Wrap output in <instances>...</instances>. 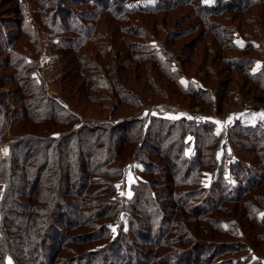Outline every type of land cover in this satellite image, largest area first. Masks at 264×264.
<instances>
[{"label":"trees","instance_id":"16d2710c","mask_svg":"<svg viewBox=\"0 0 264 264\" xmlns=\"http://www.w3.org/2000/svg\"><path fill=\"white\" fill-rule=\"evenodd\" d=\"M191 1L160 0L158 3L146 2L140 5L128 1L123 7H113L106 3L99 14L89 17L93 22L92 25L88 23L77 25L74 21L67 24L70 30L77 31L78 36L67 37L65 46L61 48L64 56L61 67L64 71L61 73L58 92L61 100L47 97L46 99H51V103L44 105L49 113L48 120H51L52 124L57 123L66 127L54 129L41 141L33 142L32 146L36 147V153H31L28 159L20 163L22 166L20 171L18 165L10 168L11 171L16 172L10 175L21 182H29L32 190L26 192L29 199L22 201L23 204L17 203L12 198L8 202L0 201V215H3L0 218L3 220L2 237H5L6 241L0 247V253L5 250L0 264H6L4 263L6 255L16 258L19 253L26 254L29 258L25 264H46L45 259H48V264H223V259L219 261L215 259L226 252L242 248L239 239L241 234L235 230L232 219L222 218L219 221L213 219L211 210L199 205H190L189 198L182 192V184L187 183L186 177L194 171V168L206 166L210 162L201 159L203 147L208 140L213 139V135H208L206 128L205 140L194 151L191 159L186 160L190 162L182 174H174L181 167L171 159L168 151L161 154L168 165L163 168L164 171L167 170V174L160 179L152 180L156 185L164 186L162 194L158 192L155 195V192H150L151 186L155 184L151 185L146 176L135 178L130 184L132 194L129 196L125 193L124 183H120V188L123 189L115 185L116 177L123 176L124 167L114 158L129 147L134 149L132 160L145 163L144 173L150 172V169H146L147 165L153 170L161 171V165L148 164L152 157L144 153L143 149L156 147V143L149 141L147 136L159 138L160 134L157 131L159 125L163 126L159 123L154 130V125L158 121L163 123L166 119L149 115L147 119L139 116H121L112 123L103 118L97 123L87 121V118L93 114L97 116L103 114L109 107L108 98L113 99L108 113L109 119L114 116L122 103L139 107L143 101L136 94L132 95V88L126 85L131 83V73H133L137 79L143 77L145 82L153 87L151 90L158 87L152 72L145 68L149 60L157 66L160 74L170 79L172 83L165 82V84L167 88L174 86L170 90L171 93L201 95L200 88H184L181 83V78H185V72L178 52L157 41L150 43V53L143 52L144 45L140 43L142 41L127 40L125 37L119 39L123 41L122 45L126 46L125 49H122V46L117 47V51L114 52L106 49L101 42L103 35L99 33L97 26L102 14L103 17L111 16L115 20L132 14L133 18H140L138 21L142 27H146L147 16H151L155 24L158 17H162L160 13L187 2L198 18L195 22L197 28L213 34L210 37L213 41L211 44L216 43L217 46L214 54L223 56V52L229 47L239 48L237 44L239 39L242 40L240 48L243 50H255L260 44L264 50V34L254 39L252 37L246 39L244 35L247 31L241 27L227 22L218 24L222 18L231 19L233 16L229 13L243 12L244 8L262 4L264 0H215L213 3L204 0L198 2L193 0L194 3ZM199 11L208 17H203ZM141 12L146 13L145 17ZM209 17L211 21L216 17L220 19L215 21L216 24L212 21L216 26L214 29H217L216 33L212 31L213 26L208 20ZM253 18L260 23V15L254 14ZM188 26L189 28L183 32L193 30L194 24ZM56 27L63 32V27L59 23ZM115 27L111 34L120 31L119 26L116 29ZM128 30L132 31L134 36H140L138 32L140 30ZM233 35L237 36L233 37ZM232 58L234 57H228L227 62L233 60ZM246 58L247 56L237 59L233 68L242 70L244 76L260 84L254 85L247 92L251 90L253 99L264 102V91H262L264 69L250 70L248 66L252 61H246ZM256 58L254 57L253 60ZM171 63L175 66L172 69H170L173 66ZM154 65L152 64V67ZM245 65L249 69H245ZM160 92H163V89L158 91ZM38 145H40L39 154ZM207 153L211 154L210 151ZM223 169L221 165L213 168L216 179L214 178L210 184L213 185L209 189L212 190V194L217 187H219L217 191L227 193L223 185L215 186L223 174ZM3 171L0 165V177L3 176ZM103 175L109 176L110 179H103ZM239 188L245 189L241 184ZM110 190L114 192L113 197L109 196ZM237 198L231 197L237 205L244 206V201L242 202L244 198L239 200ZM219 200L226 201L227 198L222 194ZM213 205L218 204L214 202ZM15 206L26 209L27 213L22 221H17L15 216L13 218L9 215L14 213ZM220 206L218 205L217 208L222 210ZM166 210L168 213L165 212ZM244 214L246 215V212ZM49 216L56 221L55 224L49 222L47 219ZM37 218H44V221L42 219L43 222L39 223ZM255 220L252 221L256 222ZM6 224L16 232L19 230L20 235L5 231ZM81 227H86L87 230L81 232ZM212 230L231 234L237 237L236 242H219L216 249L208 250L203 257L196 256L189 259V250L194 247L196 237L211 238L209 236H212ZM16 241L19 242V246ZM20 248L22 251L19 252Z\"/></svg>","mask_w":264,"mask_h":264},{"label":"rangeland","instance_id":"374dc122","mask_svg":"<svg viewBox=\"0 0 264 264\" xmlns=\"http://www.w3.org/2000/svg\"><path fill=\"white\" fill-rule=\"evenodd\" d=\"M128 1L134 5L160 2V0H132L131 2L130 0H0V165L4 170L3 176L0 177V201L8 202L12 198L17 203L23 204L22 201L29 199L26 192L32 190L30 183L21 182L11 176L10 173L16 174V172L11 171L10 168L18 165V171H20L22 167L20 163L28 159L31 153H36V147L32 146L33 142L41 141L54 129L66 127L57 123L52 124L47 118L49 113L44 105L51 103V99H46L47 97L61 100L58 93L61 73L64 71L61 68L64 57L61 48L65 46L67 37L78 36L77 31L70 30L67 24L74 21L77 25L87 23L92 25L93 22L89 17L99 14L106 3L113 7H123ZM204 1L213 3L215 0ZM190 6V3L183 2L171 10L160 13L162 17H158L155 24L154 19L147 16L146 27H142L138 21L140 18H133L132 14L124 15L116 20L111 16L103 17L102 14L97 26L99 33L103 35L101 42L112 52L117 51L119 46L125 49L126 46L122 45L123 41L119 40L121 37L142 41L140 43L144 45V53H150L149 47L153 41L161 43L172 51L175 50L179 54V59L183 61L185 78H181V83L184 88H200L201 95L171 93L170 90L174 86L167 88L165 84L170 82V79L160 74L157 66L149 60L148 67L145 68L152 72L158 87L151 90L153 87L145 82L143 77L137 79L133 73H131V83L126 85L132 88V95L136 94L143 101L142 107L141 105L131 107L122 103L114 116L109 119L108 113L113 99L108 98L109 107L103 114L98 116L93 114L87 118V121L97 123L101 120L100 118H103L112 123L121 116H139L147 119L149 115L166 119L162 123L157 118L158 122L154 125V130L159 123L163 126L159 125L157 131L160 134L159 138L147 136L149 141L156 143V147L143 149L144 153L152 157L150 160L153 162L149 160L148 164L161 165V171L153 170L147 165L146 169H150V172L144 173L145 163L132 160L134 149L129 147L114 158L124 167L123 176L116 177L115 185L120 188V183H124L125 193L129 196L132 194L130 184L136 177L147 176L150 184L153 185L155 183L152 179H160L167 174L164 167L168 165L161 156L164 151H168L171 159L178 167H181L174 174L185 172L190 162L186 160L191 159L197 147L201 146L205 140V131L208 130V135H213V139L208 140L203 147L201 159L204 158L210 162L206 166L195 167L188 177L185 174L187 183L183 182L182 192L189 198L190 205H199L211 210L213 219L218 221L222 218L232 219L235 230L241 234L240 245L242 244L244 248L226 252L215 260L223 259V264H264V102L253 99L251 90L247 92L254 85L260 84L253 82L245 75L250 81L247 80L242 70L233 68L237 59L247 56L246 61H252L248 66L250 70L263 71V46L260 44V47L255 50H243L240 48L242 40L239 39L237 41L239 48L229 47L223 52L224 57L214 54L217 46L216 43L211 44L213 41L210 37L213 34L197 28L195 22L198 18L195 17ZM242 11L237 14L229 13L233 16L231 19L225 17L220 20L216 17L212 21L219 19L221 22L218 21V24L227 22L241 27L247 31L244 35L246 39L263 36L264 3L246 7ZM199 14L208 17L201 11ZM254 14L260 15V23L255 21ZM141 15L145 17L146 13L141 12ZM208 20L212 23L210 17ZM58 23L63 27V32L56 27ZM190 24H194L193 30L183 32L189 28ZM214 24L212 23V31L216 33ZM117 26L121 28L120 31L111 34ZM128 29L140 30L138 31L140 36H134ZM236 36L233 35V37ZM196 38L199 39L195 40ZM194 44L197 46L193 47ZM228 57L234 58L227 62ZM254 57L257 58L253 60ZM174 67L173 65L170 69ZM248 67L245 65V69H249ZM160 89H163V92L158 93ZM165 89L168 92H165ZM45 115L46 119H44ZM168 131L170 132L167 133ZM37 147L39 154L40 145ZM179 149L180 152H178ZM208 151L211 154H208ZM217 165H221L224 169L215 186L223 185L226 194L220 190L217 191L219 188L217 186L213 194L212 190H209L213 186L210 185L211 182L214 178L216 179L213 168ZM102 178L110 179L105 175ZM240 184L245 189L239 188ZM150 189V192H155L156 195L163 191L164 186L155 184ZM113 193L110 190L109 196L113 197ZM222 194L227 198L226 201L219 200ZM231 197H238L237 200L244 198L242 200L244 206L237 205ZM164 201L163 199L162 202ZM214 202L221 205L222 210L217 208L218 205H213ZM22 208L15 206L14 213L9 214L10 217L15 216L17 221H22L27 213L26 209ZM165 212L168 213V210ZM16 213L19 214L16 215ZM1 216L3 215H0V218ZM42 219L44 221V218H37L39 223L43 222ZM47 219L50 223H56L50 216ZM2 223L1 219L0 247L6 242L5 237H2ZM4 229L9 233L20 235L19 230L16 232L9 224H6ZM86 230V227L80 228L81 232ZM211 235L209 236L211 238L196 237L194 247L189 250V259L196 256L203 257L208 250L216 249L219 242H236L237 239L219 230H212ZM16 243L19 246V242L16 241ZM20 251L22 248L19 249ZM4 252L5 250L0 253V261L3 260ZM13 257L6 255L4 263L25 264L29 259L26 254L20 253L16 256L19 259ZM45 261L46 264L49 263L48 259Z\"/></svg>","mask_w":264,"mask_h":264},{"label":"snow or ice","instance_id":"6c2138e0","mask_svg":"<svg viewBox=\"0 0 264 264\" xmlns=\"http://www.w3.org/2000/svg\"><path fill=\"white\" fill-rule=\"evenodd\" d=\"M217 123H219V122H217Z\"/></svg>","mask_w":264,"mask_h":264}]
</instances>
